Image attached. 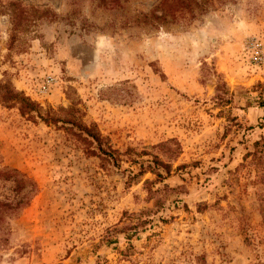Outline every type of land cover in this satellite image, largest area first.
<instances>
[{
	"label": "rangeland",
	"instance_id": "obj_1",
	"mask_svg": "<svg viewBox=\"0 0 264 264\" xmlns=\"http://www.w3.org/2000/svg\"><path fill=\"white\" fill-rule=\"evenodd\" d=\"M11 1L49 12L17 26ZM158 1L0 0V79L43 109L76 104L115 148L146 152L104 166L62 128L0 103V168L37 188L5 218L0 264H264V171L256 183L251 155L264 148V0L137 21ZM153 155L171 169L154 188L175 190L128 246L120 229L155 204L144 189L155 175H128ZM15 193L0 179V199Z\"/></svg>",
	"mask_w": 264,
	"mask_h": 264
},
{
	"label": "trees",
	"instance_id": "obj_2",
	"mask_svg": "<svg viewBox=\"0 0 264 264\" xmlns=\"http://www.w3.org/2000/svg\"><path fill=\"white\" fill-rule=\"evenodd\" d=\"M105 2V1H104ZM213 6V0H159L158 3L146 12H139L137 21H141L144 24H149L154 27H158L160 24L168 23L170 19H175L178 14L185 15L190 14V17H196L206 13ZM10 15L14 17V21L17 26H20L22 21L32 20L42 14H48V9L40 10L35 7H31L24 13V10L17 2L11 1L8 4ZM159 11V13H157ZM0 103L4 106L12 107L17 106L19 113L22 116H26L27 119L35 120L37 117L48 125H56L58 128H62L68 139L77 147L88 155L97 156L104 166L113 165L120 167L123 161L122 157L127 156L131 158L133 162H137L135 156L142 155L146 152H137L132 148H127L121 152L115 148L109 137L101 134L95 123L87 125L81 121L79 108L76 104L69 105L67 107H59L57 110L53 108L43 109L38 103L24 95L22 92L17 91L10 82L2 81L0 79ZM258 105L264 110V89H262L257 99ZM167 143V142H166ZM168 143H174L177 145L175 152L180 151V145L175 139H169ZM161 145H165L161 144ZM172 152L166 151L164 154L166 158H173ZM252 164L257 172V182H261L263 179L262 174L264 171V162L261 161L264 158V148L254 149L251 152ZM153 164H145L144 161L140 162L139 169L136 173L130 171L128 175V182L136 179L138 176L143 175L145 172L150 171L155 175L154 179L146 178L144 180V189L147 191V201L155 199L154 208H144L137 213H131V224L124 226L120 229L125 233V239L128 241V246H133L130 243L131 239L136 236L140 231H144L148 224L153 220L150 217L152 213H156L161 207H163V197L159 194H165L166 191H174V187H169L164 183L163 188H154V184L162 182L167 176H170V165L167 162L161 160L157 155H153ZM176 156V155H175ZM260 168V169H259ZM0 179L10 180L13 183V187L18 196L15 201L0 199V231H4L6 216H14L19 210L26 206L29 200L36 193L35 182L21 173L15 168H0ZM264 186V180L262 181ZM258 198H260V211L264 224V188L258 192ZM198 264H206L203 256L197 258Z\"/></svg>",
	"mask_w": 264,
	"mask_h": 264
}]
</instances>
